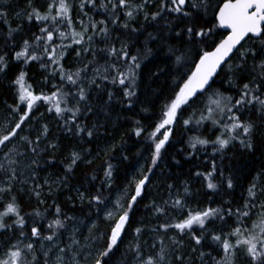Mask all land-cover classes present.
I'll return each mask as SVG.
<instances>
[{
	"label": "snow or ice",
	"instance_id": "obj_1",
	"mask_svg": "<svg viewBox=\"0 0 264 264\" xmlns=\"http://www.w3.org/2000/svg\"><path fill=\"white\" fill-rule=\"evenodd\" d=\"M0 77V264H264V0H0Z\"/></svg>",
	"mask_w": 264,
	"mask_h": 264
},
{
	"label": "trees",
	"instance_id": "obj_2",
	"mask_svg": "<svg viewBox=\"0 0 264 264\" xmlns=\"http://www.w3.org/2000/svg\"><path fill=\"white\" fill-rule=\"evenodd\" d=\"M0 80H2V77H0ZM12 99H13L12 93L10 89L6 86V82L0 84V105H3L5 102L11 103ZM141 99H143V95L141 96ZM135 108L138 115H136L133 118L143 117L144 113L139 112L140 105H136ZM117 111L122 113L123 116L116 121L117 128L115 132V139L117 143H120L121 137H123V139L127 141V143L123 144V149H124V153L129 156V160L120 162V156L119 154H117V158L113 160V163H118L121 169L131 172L132 168L137 163L138 158L136 157L135 154L137 150L140 148V142L137 141L135 137H129L125 135L126 131L130 127V124L123 117L131 116L132 113L126 109L119 107L117 108ZM113 118L116 119L115 114ZM180 140H181L180 133L179 131H177L176 140H174L172 146L168 148V154L161 162L160 167L156 170L157 177H159L162 180L167 179L168 177H173L175 182H181L183 180L191 179L193 185V191L199 189L202 192L203 191L202 185L200 184L199 181H197L193 177L192 174L196 170L203 171L204 169L209 167L208 155L205 153H200L199 156L195 159L192 160L185 159V153L179 152V148L183 146ZM65 143H67V141H65ZM103 146L104 143L103 141H101L100 147ZM229 155L231 156V153ZM176 161H179V163H176ZM217 162L221 163L219 159L217 160ZM97 163H99V161ZM222 163L226 165L230 164L231 166H235L238 168H243L245 166L259 167L260 157L259 154H257L255 158H251L248 156H241L237 154L234 159H231V161L225 159ZM59 170H60L59 168H53V169H49V172L59 171ZM86 170L90 171V169H85L84 166H81L80 169H78L77 171V176L73 181V183H75L76 180L83 179L82 173ZM161 170H163V175H161ZM174 181L168 180V182H174ZM239 194H240V189L238 188L236 189L235 192V196L237 199L239 198ZM61 199H63V197H61ZM197 199L199 200L201 205H203L207 197L206 196L197 197ZM214 199H218V198L214 197ZM192 206L193 207L196 206L195 202H193Z\"/></svg>",
	"mask_w": 264,
	"mask_h": 264
}]
</instances>
